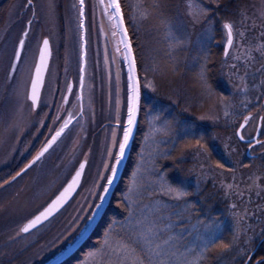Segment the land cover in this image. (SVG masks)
I'll return each instance as SVG.
<instances>
[{
    "label": "rangeland",
    "instance_id": "rangeland-1",
    "mask_svg": "<svg viewBox=\"0 0 264 264\" xmlns=\"http://www.w3.org/2000/svg\"><path fill=\"white\" fill-rule=\"evenodd\" d=\"M120 1L125 2L131 31L138 45L142 67V90L143 93L145 92V108L148 116L146 128L139 140L141 152L133 172L135 177L132 175L130 181L132 191L126 195L129 210L125 219L111 228L108 240L109 244L115 247L121 239H135L138 232L152 227L162 238L170 239V251L176 253L171 259L181 260L185 254L191 255L188 253L189 248H196L199 251L208 241L221 238L224 225L218 221L209 223L196 217L190 207L194 204L191 203L193 195L187 198L185 204L183 201L171 199L162 192V183L171 184L168 180L169 172L165 171V168L167 169V158L172 156V149L176 148L169 137L175 136L176 132H172L174 127L170 125L169 118L160 106L167 98L180 110L179 119L177 118L179 135L176 140L173 139V142H180L177 149H191L199 160L206 162V167L209 168L211 165L208 163H212L211 172H218L221 180L230 181L231 173L216 168L215 164L220 163V159L231 156L229 149L232 150L234 158L238 157V153L240 154L237 150L239 147L235 146L238 140L235 133L242 123L240 119L230 126L233 129L230 137L224 138L220 135L212 140L215 142L212 148L216 153H213L209 146H205V142L210 143L208 139L202 141L207 152L204 148L194 147L192 138L188 141L190 144H186L190 146L182 145L187 137H192L194 128L198 124L201 125V129L206 130L225 127V118L229 117L225 115V111L228 112L229 106L219 97L221 95L218 93L219 96L216 95L215 88L214 90L212 88V94L209 95L200 87L198 73L201 65L207 62L205 57L212 48L219 46L224 49L226 35L221 29L218 31L220 35L216 37L214 25L211 32L205 31L203 25L193 26L190 18L185 15V0H178V12L168 21L178 35L190 36V43L168 55L169 49L159 23L154 29H144L148 20L140 18V6H143L144 0ZM225 1L227 3L230 0ZM236 1L242 5L247 4L252 13L251 18L260 21L259 18L256 19V15L259 17L262 1ZM200 2L215 7L210 4V0H200ZM76 3L77 0H32L29 5L28 0H0V6L5 4L0 11V183L5 180L12 181L15 173L40 150L47 139L51 138L54 131L50 129L55 130L62 123V119L56 120L58 115L65 118L67 112L74 113L69 129L45 154L42 161L22 177L0 187V264H48L81 236V230H84L88 223V215L95 211L94 207L89 206L99 203L97 199L99 191H93V185H103L105 181L99 179V176L109 174L104 172L103 165L109 162L107 150L111 147L113 130L116 132L117 141L123 136V126L127 120V65L123 60L122 52L115 50L119 36H113V23L104 14L103 6L98 0H86L88 43L82 93L83 114L81 115L78 110L80 102L77 101L76 96L79 94L80 84V40L77 13L73 7ZM252 19L247 21L249 26ZM30 20L32 24L29 29ZM258 28L261 32V28ZM25 30L29 31V38L26 41L22 62L13 74L10 65L13 62L18 40ZM252 31L253 29L249 27L247 39L243 41L245 46L249 42L255 44L252 41L254 36L250 34ZM257 36H260V33L255 38ZM45 38L51 41L53 59L40 106L41 109L49 105H54L55 108L51 121L44 130L46 137L44 135L42 140L34 144L39 126L40 129L44 127V123L41 127L42 121L40 122L39 119L41 115L45 116V113L40 114L31 110V103L25 99V92L30 87L29 81L33 76L34 65L37 63L40 47ZM217 38L219 39L216 40ZM260 42L263 41L258 39V43ZM235 43L239 47L241 44L239 37L236 38ZM230 53V57L226 60L239 65L238 74H234V70L232 73L227 71V74L223 72V85L230 94L235 93L232 100L247 102L248 94L240 95L238 77H244L249 90L247 92H250L249 77L257 71L255 69L259 68L262 58L254 52L256 59L245 66L243 57L241 60L234 58L236 48L231 49ZM173 65L176 68L175 72L171 70ZM117 66L120 68L121 123L119 126L116 124ZM153 68L157 71L153 72ZM209 69L208 78L211 83L212 72L216 69L215 67ZM162 71L167 74L171 72L177 81L170 90L165 91L166 94H160L162 92L159 91L164 90L160 86L163 82L162 74L158 76ZM145 77L155 85V90L145 85ZM165 82L169 84L166 80L164 86ZM68 84H74L75 90L69 103L63 105L62 97L67 93ZM257 102L261 105L256 120L251 122L250 128L244 135L247 138L252 132L255 133L259 116L264 115V92L261 100ZM182 119L191 123H185L187 127H182ZM194 120L200 123H194ZM117 150L118 148L113 151ZM85 155L88 156V166L82 188L70 206L34 233L17 236L18 229L43 211L66 187ZM262 158L264 159V156ZM112 162L114 160L110 163ZM232 162L228 161V164L233 167L236 162ZM160 163H162L161 167ZM201 166L199 176L182 181L183 190L192 193L189 189L196 187L198 191L203 185L208 184L201 176L206 172V167L203 169L202 164ZM230 166L227 165L225 168L228 169ZM215 174L206 175V178L212 179ZM220 186L222 187V182ZM103 241L98 250L91 252L92 255L88 254L79 264H114L118 258L113 254L112 247L105 246Z\"/></svg>",
    "mask_w": 264,
    "mask_h": 264
},
{
    "label": "snow or ice",
    "instance_id": "snow-or-ice-1",
    "mask_svg": "<svg viewBox=\"0 0 264 264\" xmlns=\"http://www.w3.org/2000/svg\"><path fill=\"white\" fill-rule=\"evenodd\" d=\"M99 4L103 6L104 14L108 16L109 20L113 23V36H119V42L116 47V52H122L123 60L127 65V120L126 124L123 126V136L122 139L117 141L116 132L113 130L112 133V142L111 147L107 150V157L109 162H105L103 165L104 172L109 173L108 175H100L99 179L104 180L103 185L94 184L93 191H99L97 199L99 203L94 206H89L90 208L94 207L95 211H92L88 215V223L85 225V229L81 230V235L84 234V231L91 225L95 220L99 211L103 208L106 198L108 197L110 190L112 189L118 174V169L121 162L125 158L126 150L129 146V143L132 139L133 130L136 124V117L140 109V88L141 82L138 75L137 69V59L134 54L132 40L129 37L128 29L125 27V18L122 9L120 0H98ZM29 5H31L32 0H28ZM210 4L215 5V7H210L204 5L200 0H185V15L190 18V22L193 26L203 25L205 31L211 32L213 25L217 23L216 14H220L219 23L222 27L225 35L226 42L224 46V57L227 59L230 57V50L236 48V60H241L243 57V64L247 66L250 61H254L256 57L253 53H258L261 58H264V42L253 44L248 43L247 46L244 45L243 41L247 39V31L249 27L251 29L261 28L259 40L264 41V0H262L260 6L259 20L260 24H257L255 19L251 20V25L247 23L251 17H248L246 13H241V18L239 21L231 17L225 16L221 11L222 9V0H210ZM77 13V28L79 30V40H80V89L81 93L76 96L77 101L81 102L78 106V110L81 115L83 114V88H84V74L87 63V28L85 24L86 14H85V0H77V3L73 5ZM140 18L148 19L149 16H155L159 18V26L163 29V37L167 43V48L169 51L168 55H172L177 50L185 47L190 43V36L178 35L173 31L170 22L163 18L164 5L162 0H152L150 5V11L148 8H143L141 5ZM35 15V13H33ZM135 19V17H133ZM32 21L28 22V28H31ZM101 31L103 27L101 26ZM239 37L241 44L239 47L236 46V38ZM29 38V31L25 30L22 32L21 38L18 40V44L13 54V62L10 65L11 73L15 74L17 71V66L21 64L23 53L25 50L26 41ZM241 49L243 51L241 52ZM50 46L49 40L43 39L42 47L40 48L39 62L34 65V75L30 78L29 85L30 87L26 89L25 99L30 101V107L32 111H35L41 105V90L44 86V76L48 67V59L50 58ZM105 63L107 64V55L105 57ZM231 69L234 70V74H238L239 65L231 64ZM173 72L176 71L175 66L171 67ZM147 72V69H145ZM157 71L156 68H153V72ZM261 71H264V65H262ZM210 69L208 64L205 63L201 65L200 72L198 73V81L200 87L203 88L209 95L212 94V85L209 82L208 73ZM246 75V73H245ZM240 80L239 90L247 93L248 86L245 82L243 76L238 77ZM109 79L111 76L109 75ZM261 84L264 85V80L261 81ZM116 85H117V99H116V124L119 126L121 123L120 120V68L117 66L116 72ZM145 85L152 87L155 90V85L147 80L145 77ZM73 85H67V95H72ZM67 95L62 97L63 104L67 105L69 103ZM225 115H228V112L225 111ZM46 118V117H45ZM203 119V117H201ZM62 123L60 126L50 131H54V134L51 135L50 139H47L45 144L42 145L39 151L12 177V181L16 180L18 177L25 175L33 166L37 165L45 157V154L49 152L50 149L57 143L58 140L65 134L66 130L69 129V126L72 124L74 119V113L69 111L65 118L56 117V120H61ZM253 120L252 115H245L243 117V123L239 125L240 131L235 133L241 141L245 139L242 135V130ZM262 126H264V115L259 116ZM41 127L43 123L41 122ZM203 137L196 142V145L200 148H204L202 143ZM257 144L264 148V141L257 139ZM186 147L190 145H185ZM117 151H113L117 149ZM204 151L207 152V149L204 148ZM110 163L111 161H113ZM88 165V156L85 155L83 161L79 163L78 169L75 170V174L71 177L70 182L67 183V186L60 192V194L38 215H35L33 218L29 219L27 223L23 224L17 231L16 235L27 234L32 229H35L38 225L43 223L45 220L49 219L55 212L67 202L70 194L75 191V189L80 185L81 179L84 175L85 169ZM215 167L222 169L224 171H234L233 169H227L221 163H216ZM244 167H249V165H244ZM135 177V173H133ZM163 180V178H162ZM12 181L5 180L3 183H0V187H4L6 184H10ZM135 183V181H133ZM254 184L259 186L257 181H253ZM229 189L233 186L228 185ZM162 192L167 194L171 199L176 201H183L187 204V198L193 195V193L183 190L181 187L173 186L166 182L161 184ZM132 189L129 188V192ZM260 191H264V188H261ZM260 191L257 192V195H260ZM128 199V197H125ZM119 207V205H117ZM126 210H129V206H125ZM192 210L195 209V205L190 206ZM238 206L233 203L231 208L235 210ZM187 211V209H185ZM87 215V214H86ZM233 215L236 217L238 222V228L235 234L230 240H225L224 238L208 241L203 248L199 251L196 248H189L188 253L191 255L185 254L181 260H173L171 257L175 256L176 253L170 251V239H164L161 237L155 228L148 227L147 229L141 230L136 234L135 239H121L116 243L115 247H112L109 244L108 236L109 231L104 233L105 239L103 241L104 245L107 247H112V252L117 256V260L114 264H207V258L211 254H216L217 256H222L225 253H233L234 260L231 264H235V257L239 258V264H264V253L259 254V259H255L254 255L251 253L255 252V246L252 245V238L247 235V230L243 228L242 221L247 216V212L243 213L241 216L239 213L233 212ZM79 227V226H77ZM264 231V229H262ZM92 255V253H89Z\"/></svg>",
    "mask_w": 264,
    "mask_h": 264
},
{
    "label": "trees",
    "instance_id": "trees-1",
    "mask_svg": "<svg viewBox=\"0 0 264 264\" xmlns=\"http://www.w3.org/2000/svg\"><path fill=\"white\" fill-rule=\"evenodd\" d=\"M177 1L178 0H162V3L164 5L163 8L164 19L170 20L172 19V17H174L177 14L178 12L177 10L179 8ZM223 1H222L221 11L224 13L225 16L231 17L239 21L241 18V13L243 12L246 13L248 17H251L252 13L249 11L248 9L249 7L247 4L242 5L236 0H230L227 1V3L225 0ZM151 4H152V0H144L143 8H148L150 11ZM122 7L125 13V19H126L128 31L130 33L134 45L138 69H139V75L141 78L142 67L139 57L138 45L135 43V38L131 31L130 22L126 14V7L124 1L122 3ZM257 18L258 16L256 15V19ZM219 19H220V14L217 13V23L214 25V29L216 31L222 29L219 23ZM259 22L260 21H258L257 24ZM157 23H159V18L155 16H149L147 23L144 26V29L145 28L154 29L157 27ZM259 33H260L259 28L254 29L250 33L252 36H254L252 41H254L255 44L258 43V38H259V36H257V38H255V36ZM219 35L220 34L218 33L217 37ZM218 39L219 38H217L216 40ZM255 70L258 71V68ZM257 71L253 75L251 74L249 77L250 92L246 93L248 94L247 97L248 103H252L253 100H255V102L261 100L263 96L264 85L261 84V81L264 79L256 74ZM161 74H162L161 80H163V82L160 84V86L164 90H159V91L162 92L160 94H166L165 91L170 90L172 85L176 84L177 81L175 75L171 74V72L167 74V72L162 71L158 76H160ZM166 80H168L169 84L165 82L166 83L165 84L166 87H165L163 83ZM212 88L213 90L214 88L216 89L215 90L216 95L217 96L221 95L219 97L223 98L224 101L229 106L228 108L229 117L225 118L226 120L224 121L225 127L231 124L230 122H229L230 124L227 123L228 120L232 121V124L234 125L237 119L236 114L240 113L239 111L240 106L247 102L244 101L237 102L235 100H232V98H234L235 93L230 94L226 90L225 86L219 82V80L217 81L216 84H212ZM240 92H241L240 95L245 94V92L243 91ZM144 93H143L142 109L140 113V122H139L137 137L134 142L132 152L128 160L127 166L125 168L124 174L122 176V179L114 194L111 206L107 211L103 221L99 225L97 231L94 233L93 237L88 242V244L67 264H79L84 260V258L89 253L98 250L100 248L103 239L105 238L104 233L106 231H109V229L111 230V228L115 224L122 222L127 216L128 210H126L125 207L127 205L125 197L129 192L130 181L133 172L138 164V155L141 152L140 150L141 145L139 141L140 136L142 132H144L143 130H145L147 124L146 119L148 114L145 108ZM250 98L252 101L250 100ZM163 103L164 104L161 105L160 108L164 109L166 116L169 118L170 125L174 127L172 132H176L175 136H171L172 138L169 137L171 139V142L174 143L176 148L172 149V153H173L172 156L170 158H167L166 160L167 169L165 168V171L169 172L168 173L169 182L173 186L181 187L182 181L184 180L188 181L192 177L199 176L198 173H201L200 172L202 167L201 164L203 165V169H205L206 162L204 160H199L195 156L194 151H191V149L189 148H185V149L182 148L181 150L177 149L178 146L180 145L179 144L180 142L179 143H176L175 141L173 142V139L176 140L179 135V133L177 132L179 127L178 126L179 121L177 120V118L179 119L180 110L175 104H173V102L169 101L167 98H165ZM236 159L237 162L239 163L237 165L234 164V166L232 167V169L235 170V172L229 171L232 177L230 178V181L221 180L220 178L221 175L218 172H211L210 169L212 168L211 166L213 165L212 163L209 162L208 164L211 166H209V168L206 167V172L203 175H201L203 176V181H207L208 184L203 185V187L200 188L198 191L196 187L189 189V191H192L193 193V196H191V203H194L192 205L196 206L193 211L196 214L195 215L196 217L202 220H206L209 223L213 221H218L220 222V224L224 225L221 238H224L225 240H230L239 226L236 217L233 215V212L235 211L236 213H239L241 216H243V213L246 211L247 216L243 219L242 226L244 229L247 230V235L252 238V245L255 246V250H256L261 240L264 238V231H262V229H264V191H260L261 188H264V162H253V164H250V163H244L243 159L238 160V157H236ZM244 165H249V167H244ZM161 166L162 163H160V167ZM195 169H197L198 171H196ZM215 173H218V175H216ZM214 174H215L214 177L215 179L206 178L207 176L209 175L213 176ZM223 177L225 176L223 175ZM254 180L257 181L259 185L258 187L256 184L253 183ZM221 182H222V187L220 186ZM228 185H232L233 187L229 189L227 187ZM258 191H260V195H257ZM233 203H235L238 206L235 210L231 208V205ZM117 205H119V207H117ZM260 253H264V242L261 244L259 251L254 255L255 259H259ZM233 260H234L233 253H225L222 256L211 254L207 258V264H231ZM235 264H239L238 257H235Z\"/></svg>",
    "mask_w": 264,
    "mask_h": 264
},
{
    "label": "flooded vegetation",
    "instance_id": "flooded-vegetation-1",
    "mask_svg": "<svg viewBox=\"0 0 264 264\" xmlns=\"http://www.w3.org/2000/svg\"><path fill=\"white\" fill-rule=\"evenodd\" d=\"M260 1H262V0H260ZM216 16H217V14H216ZM217 34H218V31H216V37H217ZM223 52H224V49H221L219 46L217 48L214 47L207 53V56L205 57V58H207L206 63L208 64V67H210V65H211V67H215V69H216V71L214 70L212 72L211 84L212 83L216 84L218 80L221 84H223V81H222V76L224 75L223 72H225L226 74H227V71H229V73H232L233 69H231L230 65L233 64V62L231 63V62L227 61L226 58L224 57ZM200 62H201V60H200ZM262 65H264V58H262V61L259 63V68H258V71L256 73L259 77L264 79V71H261ZM227 66H228V68H227ZM216 78H217V80H216ZM72 85H73V92H74L75 87H74V84H72ZM73 92H72V95H73ZM66 95H67V93H66ZM72 95H67L68 101L70 100ZM63 105H65V104H63ZM260 105L261 104H259L256 101V102H252V103L247 102V103L242 104L240 106V110H239L240 113L238 114L236 121L238 119H240V121H242V123H243V117L245 115H252L253 116V120L250 121L248 127L244 130V132L242 134L243 136L245 135L247 130L250 128L251 122L256 120L257 112L259 110ZM54 108H55L54 105L53 106L49 105L48 107L42 108V109L40 106L39 109L37 110V112L40 114H43V112L45 113V116L41 115L40 119H39L40 122L42 121V123H44V127H43L44 129L43 128L40 129V126H39L38 132H37V134H35V137H34V142H33L34 144H36V142H39L40 140H42V138H44V135L46 137L44 130L46 129V127L48 126V124L51 121V117H52V114L54 112ZM42 117H43V119H42ZM185 123L189 124V123H191V121L186 122V120L182 119V127H187V125H184ZM194 123L198 124L200 122H196L194 120ZM227 123H229L230 125L226 126L224 128H219V129L216 128V129H212V130L211 129L210 130L201 129V125L198 124L197 127L194 128V132H193L192 137H187L182 142V145L185 146L187 143L190 144V142H188V141L193 139L192 145L194 147H198L196 145V142L199 141L201 137H203V139H208L210 142L209 144H207L204 141L205 146H209V148L212 149V152L216 153L215 151H213L214 149L212 148L213 142H214L212 140L213 139L215 140L216 137H218L220 135L224 136V138H228L232 135L233 129L230 127V126H232V121L228 120ZM237 131H239V128ZM257 134H259V140L264 141V126H262L260 120L258 121V125H257V128L255 130V133L252 132L249 135V138L244 136L245 140L253 141L257 137ZM236 139L239 140V141L236 140L237 144H235V146L237 145L239 147V149H237V148H235V149H237L238 152H240V154L238 153V160L243 159L244 163H250V164H253V162H264V159L262 158V156H264V148H262L259 144H257L256 141L250 142V143H245V142L241 141L238 136H236ZM215 148H217L216 145H215ZM229 155H231V156H229L228 158L225 157L223 159H220L219 162L221 164H223L224 166H227V165L230 166L231 164H228V161H231V162L233 161L232 163L236 162L235 164L237 165L239 163V162H237V159H236L237 156L234 158V155L232 154L231 149H229ZM230 168L232 169V166H230ZM230 168H228V169H230Z\"/></svg>",
    "mask_w": 264,
    "mask_h": 264
},
{
    "label": "water",
    "instance_id": "water-1",
    "mask_svg": "<svg viewBox=\"0 0 264 264\" xmlns=\"http://www.w3.org/2000/svg\"><path fill=\"white\" fill-rule=\"evenodd\" d=\"M85 4H86V0H85ZM85 14H86V8H85ZM85 24H86V20H85ZM125 27L127 28L126 22H125ZM128 34H129V32H128ZM129 37H130V35H129ZM49 46H50L51 55H50V58L48 59V62H47L48 63V67H47V71H46L45 76H44V86H45V82H46V79H47V75H48V72H49V69H50V65H51V60H52V46H51L50 40H49ZM41 47H42V45H41ZM133 49H134V47H133ZM134 54H135V52H134ZM39 55H40V52H39ZM38 62H39V56H38L37 63ZM137 69H138V65H137ZM138 75H139V72H138ZM84 79H85V74H84ZM44 86H43V88L41 90V98H42ZM80 93H81V89H80ZM141 99H142V89L140 88V108H141ZM139 115H140V109H139V112H138L137 117H136V124H135L134 130H133L132 139H131V141L129 143V146H128L127 150H126L125 158H124V160L121 162V164L119 166L117 179H116L112 189L110 190V193H109L108 197L105 200L103 208L99 211L98 215L96 216L95 220L91 223V225L85 230L84 234L81 235L75 243H73L66 251H64L60 256H58L55 260H53L49 264H67V263H69L88 244V242L93 237L94 233L97 231L99 225L103 221L107 211L109 210V208L111 206L114 194H115V192H116V190H117V188L119 186V183H120V181L122 179V176L124 174L125 168L127 166V163H128V160H129V157H130V154H131L133 142H134L135 137H136L137 127H138V122H139ZM246 127L242 130V133L246 129ZM239 131H240V129H239ZM257 139H259V134H257V137L253 141H249V140H245L244 139L243 142L250 143V142L257 141ZM86 169H87V167H86ZM86 169H85L84 175H83V177L81 179L80 185L75 189V191H73L70 194V197L68 198L67 202L59 209V211L55 212L52 216L49 217V219L45 220L43 223L38 225L35 229H32L29 233L24 234V235L32 234L35 231H37L38 229H40L41 227H43L44 225L48 224L53 219H55L58 215H60L71 204V202L75 199V197L77 196V194L79 193V191H80V189L82 187V184H83V181H84V177H85V173H86ZM263 242H264V239L261 241V243L259 244L257 250L253 253V255L259 250V248H260V246H261V244Z\"/></svg>",
    "mask_w": 264,
    "mask_h": 264
}]
</instances>
